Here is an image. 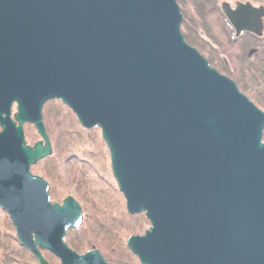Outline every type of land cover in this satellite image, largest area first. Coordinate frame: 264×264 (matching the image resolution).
<instances>
[{"label": "water", "instance_id": "95a60500", "mask_svg": "<svg viewBox=\"0 0 264 264\" xmlns=\"http://www.w3.org/2000/svg\"><path fill=\"white\" fill-rule=\"evenodd\" d=\"M219 6L235 37L263 36L264 5ZM181 20L175 0H0V208L39 264L40 250L107 264L67 246L81 207L52 202L31 172L52 153V99L100 129L127 212L148 219L126 241L139 264H264V112L186 43Z\"/></svg>", "mask_w": 264, "mask_h": 264}, {"label": "trees", "instance_id": "16d2710c", "mask_svg": "<svg viewBox=\"0 0 264 264\" xmlns=\"http://www.w3.org/2000/svg\"><path fill=\"white\" fill-rule=\"evenodd\" d=\"M175 1L177 2L180 12L182 14L180 31L185 41L194 48L198 47L199 49L203 50V48L205 47L204 46L205 41H203L202 38L199 37V34L197 33V29H201L202 31H204L208 37L210 38L213 37L210 33L209 27H212L214 23H211L208 20V17L212 13H215L217 16L216 18L218 20H221L225 24V26L228 29V36H226V38L224 37L221 38L226 39L227 42L219 44V46L221 47L220 52L224 53L226 57L230 59L233 63H236L237 68L235 67V69H233L234 74L232 79H234L239 90L243 94H245L262 112H264V36L257 37L252 34L244 32L241 33L239 37H235L232 27L230 26V24L228 23V21L220 11L218 0H175ZM240 1H249L254 5H260V4L264 5V0H240ZM190 34L194 37L193 39L190 37ZM210 58H212V56ZM208 62L212 67H214V65L211 64L212 61L210 63L209 58H208ZM221 70L225 72L228 71L223 66V64H221ZM52 100H55L57 103L61 104V106H63L65 109H67L70 112V115L74 119V121L70 119L69 116H68V122L65 121L64 117H62L60 121L59 119H56L55 116H53V120H54L53 123H51L53 120L48 121L47 118H45V120L43 119V123L52 147V153L50 156L45 157L44 159L38 161L36 164L40 162L44 163L47 161H53L57 158L64 159L63 160L64 162H61V164H66V162H68L72 158V155L67 154V148H69L74 142L75 138L73 137V134L74 133L79 134L78 133L79 131L90 130V129L83 130L84 128L81 127L76 116L67 106L63 105L59 100L56 99H52ZM52 100H49L44 103L42 107L43 114L46 109V108L44 109L45 104H47L48 102H52ZM76 124H78L80 128L77 126L75 131ZM24 125L29 126L32 124L25 123ZM71 126H73L74 128L73 130L70 129ZM24 135H25V131H24ZM29 138L34 143L39 139V136L36 132L35 134L30 135ZM262 139L264 140V129L262 133ZM100 140L104 144L107 153H109L101 137V132H100ZM27 143L29 144L28 140ZM35 165H32L30 167L31 171L32 172L34 171L33 173L40 175L48 183L49 185L48 192L50 193V200L54 201L53 195L55 196L56 193L54 187H52L49 184V181L53 180L55 174L53 173L51 168H46L41 166L40 169H38L39 166H35ZM38 170H40L42 174L38 172ZM60 170L61 169L59 168L57 171ZM70 172L71 170H69V173ZM68 174H66L65 178H67ZM58 176L61 177L59 173ZM62 176L64 178V175ZM79 179L82 181L81 182L82 188H84L85 190H89L90 187L89 184H87L85 178L80 176ZM104 182L109 183L110 181L107 178L106 181ZM116 190L119 191L117 185H116ZM90 192H91L90 194L93 197H95L94 200L93 197L90 196L91 203H93L91 207L94 212L93 221L90 224L92 225L95 224L96 234L93 235L92 237L89 236V238L87 236V240L79 241L78 239L79 236L83 237L85 235L84 233L86 232L85 231L86 228L89 226V218L86 216L77 229H69L66 231L64 239L65 237H67L66 243L67 244L69 243L70 247L76 252L82 253L89 249L96 248L98 249V251L101 253L102 256L104 255V259L108 264H120L118 260L119 257L117 258L118 254L115 251L116 247L119 246L118 250L120 251V253L122 252V250H126L128 253L129 252L132 253L127 248L126 241L122 242L121 240L123 232L124 231L127 232L125 234H129L128 236L141 235L147 229L146 227L143 226V224L146 223L147 225L149 221L144 213H142L143 217L138 216V214L140 213H135V214L128 213L126 210V206H125V213L123 214L124 218H126L124 220L125 223L120 220L116 221L113 219H109V217L113 216L114 213H119L118 211L119 207L116 205V203L112 204L111 200L109 199V196H104L99 192L94 191L92 188ZM68 195H72V194H66L64 197ZM109 211H112L113 214H111ZM8 220L13 232L12 237L17 247L21 249V251L26 253V255H28L35 264H39L36 258L34 257V255L30 251H28L24 246H22L19 240L17 239L15 228L9 216H8ZM103 232H105V234H103ZM72 234L75 236L69 237V235ZM98 234H101V237L98 236ZM5 236L8 235L3 232H0V264H25L20 257V251L14 249L11 244L10 245L7 244V241L4 239ZM112 249H114V251ZM40 251L43 255H45L44 257L50 264H59V260L53 254H51L46 250H40ZM136 260L139 264L138 259Z\"/></svg>", "mask_w": 264, "mask_h": 264}, {"label": "rangeland", "instance_id": "374dc122", "mask_svg": "<svg viewBox=\"0 0 264 264\" xmlns=\"http://www.w3.org/2000/svg\"><path fill=\"white\" fill-rule=\"evenodd\" d=\"M222 1H227L231 5H233V3L237 0H218V3L220 4ZM216 17L217 16L215 13H212L208 17V20L211 23H214V25H212V27H209L210 33L213 36L212 38L208 37L205 34V32L202 31L201 29H197V33L199 34V37L202 38L203 41H205V44H204L205 47L203 48V50L199 49L198 47L195 49L202 56H205L204 58L207 61L209 58L210 63L212 61L211 64L214 65V67L216 68V70L219 73H221V74L225 75L226 77L232 79L233 74H234L233 69H235V67L237 68V65H236V63H233L230 59H228L224 53L220 52L221 47L219 46L220 43L227 42L226 39H222L221 37L226 38V36H228V29L225 26V24L221 20H218ZM263 36H264V33H263ZM190 37L192 39L194 38L191 34H190ZM211 56H212V58H210ZM221 64H223V66L228 70L227 72L221 70ZM232 80L234 81V79H232ZM44 109H45V112H44V114L42 113L44 120H45V118H47L48 121H52L53 116H55L56 119H59L60 121H61V118L64 117L65 121L68 122V116H69L70 119H72L74 121V119L70 115V112L67 109H65L63 106H61V104L57 103L55 100H52V102H48L47 104H45ZM13 110H14V108H13ZM42 112H43V108H42ZM53 122H54V120L51 123H53ZM71 125H72V123H71ZM77 126H78V124H76V126H75V131H76ZM70 129L73 130L74 129L73 126H71ZM83 130H85V129H83ZM24 131H25L26 139L28 140L29 144H32L33 141L29 138V136L36 133L33 125H29V126L24 125ZM78 133L79 134H76V133L73 134V137L75 138L74 142L69 148H67V154L72 155V158L68 162H66V164H61V162H64L63 161L64 159L57 158L53 161H47L44 163L40 162V163L36 164L35 166H39L38 169H40L41 166L46 167V168H51L53 173L55 174V177L53 178V180L49 181V184L52 187H54V190L56 193L55 196L53 195L54 201H52V202L61 203L62 198L66 194H72L70 196L74 197V199L79 203V205L81 207L83 219H85L86 216L89 218V226L85 230L86 231L84 233L85 235L83 237L79 236V238H78L80 241V240H87V236L89 238V236L92 237L93 235L96 234L95 224L94 225L90 224V223H92L93 217H94V212H93V209L91 207V205L93 204V203H91V197H90V196H92L90 194L91 188L94 191H97L104 196H109V199L111 200L112 204L116 203V205L119 207V209H118L119 213H114V215L109 217V219H113L116 221L120 220V221L124 222V220L126 218H124V216H123V214L125 213V199L123 198L122 193L120 191L116 190L117 184H116V182L112 176L109 153H107V150H106L104 144L100 140V129L99 128H93L90 130L79 131ZM32 139H33V137H32ZM59 168L61 170L57 171ZM69 170H71L70 173H69ZM38 172L41 173L40 170H38ZM58 173L61 175V177L58 176ZM33 174H35V173H33ZM66 174H68L67 178H65ZM36 175H38V174H36ZM62 175H64V178ZM80 176L84 177L87 184H89V187H90L89 190H85L84 188H82V186H81L82 181L79 179ZM72 177H74V178H72ZM107 178L110 181L109 183L104 182V181H106ZM49 196H50V193H49ZM93 199L95 200V197H93ZM93 208H94V205H93ZM109 212L111 214H113L112 211H109ZM96 216H99V215H96ZM138 216L143 217V214L140 213V214H138ZM83 219H82V221H83ZM8 221L9 220H8L7 212L0 209V230H1L0 232H3V233L8 235V236L4 237V239L7 241V244H9V245L11 244L14 249H17L18 251H20V257L25 264H35L33 262V260H31V258L28 255H26V253L21 251V249H19L17 247V245L15 244V241L12 237L13 232H12V229H11ZM91 225H92V227H91ZM143 226L148 228L150 225H149V223H147V225L145 223V224H143ZM125 233H127V232H125V231L123 232V235L121 238L122 242L126 241L127 238L129 237L128 236L129 234H125ZM103 234H105V232H103ZM74 236L75 235H73V234L69 235V237H74ZM98 236L101 237V234H98ZM66 240H67V237H65L64 241L66 242ZM68 244H67V246L70 249H72L70 247V244L69 245ZM118 248H119V246L115 248V251L118 254L117 258L119 257L118 260H119L120 264H138V262L136 260L137 258L132 253H130V252L128 253L126 250H122V252L120 253ZM112 250L114 251V249H112ZM76 253H79V252H76ZM82 253H84V252H82ZM43 256H45V255H43ZM103 258H104V255H103ZM17 259H19V258H17Z\"/></svg>", "mask_w": 264, "mask_h": 264}, {"label": "bare ground", "instance_id": "6f19581e", "mask_svg": "<svg viewBox=\"0 0 264 264\" xmlns=\"http://www.w3.org/2000/svg\"><path fill=\"white\" fill-rule=\"evenodd\" d=\"M42 116H43V114H42ZM58 259V258H57Z\"/></svg>", "mask_w": 264, "mask_h": 264}]
</instances>
